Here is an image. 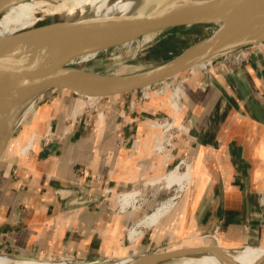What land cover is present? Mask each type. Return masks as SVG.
<instances>
[{
	"label": "crops",
	"instance_id": "0c3cea01",
	"mask_svg": "<svg viewBox=\"0 0 264 264\" xmlns=\"http://www.w3.org/2000/svg\"><path fill=\"white\" fill-rule=\"evenodd\" d=\"M136 98L109 102L103 118L76 115L79 102L67 95H55L40 107L34 124L21 132L0 163V222L30 225L0 235V254L95 261L208 243L261 245L264 44L231 70L197 72L185 80L182 117L188 126L168 157L155 151L162 137L153 121L170 115L172 106L156 95L140 102ZM49 125L51 138L43 140ZM31 130L40 138L30 153L19 155ZM183 159L191 179L172 209L133 242L126 239L128 228L169 200L161 199L172 189L162 177ZM59 187L99 200L66 209L53 194ZM132 192L136 200L130 206L112 204Z\"/></svg>",
	"mask_w": 264,
	"mask_h": 264
},
{
	"label": "water",
	"instance_id": "95a60500",
	"mask_svg": "<svg viewBox=\"0 0 264 264\" xmlns=\"http://www.w3.org/2000/svg\"><path fill=\"white\" fill-rule=\"evenodd\" d=\"M27 1L0 0V18L11 7ZM65 22L49 23L10 41L0 38V163L19 140L21 132L34 124L40 107L55 95L78 100L80 107L76 115L99 114L111 101L139 96L183 74H192L202 65L238 49L264 44V0H141L139 6L126 15H112L90 24L84 20L69 25ZM192 27L202 29V35L179 53L154 66L130 72L118 69L110 73L90 67L103 52L137 43V53L145 50L158 35ZM85 32L88 37L83 36ZM149 35L152 38L146 40ZM36 48L39 51L34 56L29 51ZM23 55H26L24 59ZM81 55L83 60L79 69L65 68ZM21 60L26 61L24 67L27 70L13 82L12 88H7L5 72ZM51 131V126H47L43 140L51 138ZM39 138L40 134L31 130L18 148V154L30 153ZM63 188H56L53 194L65 202L66 209L82 208L99 200L95 195ZM244 201V216L248 221V193ZM29 226L27 223L0 222V235H13ZM211 247H169L139 254L131 264H160L198 257L213 250ZM1 255L14 260L33 259ZM97 261L71 262L90 264Z\"/></svg>",
	"mask_w": 264,
	"mask_h": 264
},
{
	"label": "bare ground",
	"instance_id": "6f19581e",
	"mask_svg": "<svg viewBox=\"0 0 264 264\" xmlns=\"http://www.w3.org/2000/svg\"><path fill=\"white\" fill-rule=\"evenodd\" d=\"M140 1L141 0H28L27 2L11 7L1 16L0 38H5L4 40L10 41L15 36L45 26L49 23L55 24L57 22L61 23L66 21L65 24L69 25L84 20L90 24L95 21L104 20L112 15H126L137 8ZM85 35L88 37L87 32H85L83 36ZM37 51L39 50L36 48L29 52L36 56ZM25 56L26 55H23V59ZM73 61L65 65V68L71 69L69 65ZM25 62L26 61L21 60L9 66V69L5 72L7 88H10V86L12 88L13 82L20 78V75L25 74L24 71L27 70L24 67ZM172 97L174 100L173 109L177 111L179 109L177 98L175 96ZM180 163L181 162L178 164ZM185 165L187 166L186 171L182 174L175 175L181 188L187 184V179L189 180V176L191 175V167H189V164L184 162L181 163L180 167ZM135 194L136 193H128L121 197H116L112 200V204L116 206L120 205L121 208L124 209L135 202ZM176 197L177 196L163 203L154 213L140 220L137 226L131 229L130 238L132 239L138 235L141 228H148L158 223V221L172 209L177 199ZM211 248H213V250L198 257L181 258L177 264H264V248L247 246L227 248L220 244ZM138 256L131 255L121 257V259L99 260L90 264H131L137 260L136 258ZM27 261L28 263L24 260H14L9 256H0V264H79L77 262L55 263L42 259H27Z\"/></svg>",
	"mask_w": 264,
	"mask_h": 264
},
{
	"label": "rangeland",
	"instance_id": "374dc122",
	"mask_svg": "<svg viewBox=\"0 0 264 264\" xmlns=\"http://www.w3.org/2000/svg\"><path fill=\"white\" fill-rule=\"evenodd\" d=\"M201 35H202V29H200L199 27L175 29L174 31H171L167 34H162V35L156 36V38H154L152 40V42L149 43V46L146 47L145 50H141L137 53H135L136 49H137V43H132V44H129L127 46H122V47H118L114 50L103 52L100 55H98L92 61V63L90 64V67H91V69H93L95 71H99L101 73L115 72L118 69H126V72L145 69V68L154 66L160 62H163V61L167 60L168 58H170L171 56L179 53L185 47H187L189 44H191L193 41H195L197 38H199ZM145 38H146V40H150L152 37L149 35V36H146ZM249 51H251L253 53V50L250 49ZM82 60H83V56H79V57L75 58V60L73 62H71L69 67L79 69V67L82 66V62H81ZM218 61L221 62L223 60L220 59ZM236 66H238V65L237 64L236 65L231 64V68H234ZM197 72H201V71L197 70L194 74H196ZM194 74H189V75L183 74L178 78L169 80L165 84H161L159 86H156L155 88H152L150 91H148L146 93L144 92V93L140 94L139 96H137L136 99H137V101H139L140 97H142L143 95L148 96V94L149 95L154 94L156 96H160L163 98V100L165 99L166 102L170 103V105L172 106L171 107L172 108L171 114H173V101L174 100L172 99V96H175V97L178 96L179 107L181 108V110H183L184 104H185V80H187L190 76H193ZM143 101H144V99H143ZM182 113L183 112H181V114ZM167 116H170V115H167ZM173 116L175 117V114ZM159 117H164V116H157V118H159ZM183 120L185 121L186 128H187L188 120H186L185 118L183 119L182 115H179V117L177 119V121H178L177 124L183 123ZM186 162L189 164L188 161H186ZM180 165H181V163L177 164L175 167H173V169L170 172H168L167 174H165L162 177V180L164 182H166V184H167V188L172 187V189L170 192L165 194V196H162L161 199L165 198L166 200L167 199L170 200L175 196H177L176 198L178 199L181 192L184 191L185 188L188 186L190 179H191V175L189 176V180L187 179V181H188L187 184L182 188L179 185L180 183L175 178V175L182 174L187 169V166L185 165V166H182L183 171H181ZM189 167H190V165H189ZM126 194H128V193H126ZM176 200H175V202H176ZM109 201L110 200H107L106 202L109 204ZM147 215H150V214H146L145 216H147ZM144 217H142L141 220ZM131 229H132V227L128 228V230L125 231L124 236L126 237V239H128L132 242L134 240H136V238L140 237V235L143 234L144 232H146V230H147V228H141L140 229L141 234L139 233L138 235H136L134 238L131 239L130 238ZM258 242H261L260 243L261 245H254V246L245 245V246L264 248L263 239L261 241H258ZM217 245H219V244H217ZM217 245L215 243L214 244L208 243L207 245L196 246V248H201V247H205V246H217ZM220 245L223 246L222 244H220ZM223 247H225V246H223ZM180 248H185V247H180ZM235 248H237V247H235ZM6 253H9V252H6ZM117 254H118L117 252H114L112 255L115 256ZM131 255L132 256L133 255L138 256L139 254H133L132 253V254H130V256ZM109 257H110V255L107 256L105 259H107ZM42 260H49V261H53L55 263L75 261V259H73V258L64 257V256H62V257H58V256L54 257L53 256V257L48 258V259L44 258ZM24 261L28 263L27 260H24ZM178 261L179 260H173V261L163 262L160 264H177Z\"/></svg>",
	"mask_w": 264,
	"mask_h": 264
},
{
	"label": "built area",
	"instance_id": "2783aa9c",
	"mask_svg": "<svg viewBox=\"0 0 264 264\" xmlns=\"http://www.w3.org/2000/svg\"><path fill=\"white\" fill-rule=\"evenodd\" d=\"M256 46L257 45L238 49L234 52L226 54L218 59L212 60L202 65L198 70H200L201 72L205 74H211V73L217 72L222 67L227 68V70H231L233 69L231 68V64L240 65L242 62L250 58L252 52L249 50L251 49L254 52ZM220 59H222L223 61L221 62L218 61ZM195 72H193L192 74H194ZM153 95H149V94L148 96L143 95L142 97H140L139 101H143V99L148 100ZM176 98H177V102L179 103L178 96ZM181 112L182 110L179 107L177 111L173 109V114H170V116H164V117H159V118L154 119L153 126L159 129V136L162 137L160 145H158L155 148V151L157 154L165 155L166 157H168L170 153L173 151V149L175 148L180 134L186 128V124L184 120H183V123L177 124L178 122L177 119L179 115H182ZM174 114H175V117L173 116ZM104 116H105L104 112H101L98 114L99 118H103ZM180 162L181 163L185 162L186 164H188L185 159L181 160Z\"/></svg>",
	"mask_w": 264,
	"mask_h": 264
}]
</instances>
